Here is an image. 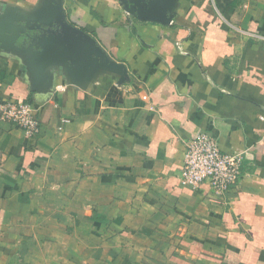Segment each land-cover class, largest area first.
Returning <instances> with one entry per match:
<instances>
[{
    "label": "crops",
    "instance_id": "0c3cea01",
    "mask_svg": "<svg viewBox=\"0 0 264 264\" xmlns=\"http://www.w3.org/2000/svg\"><path fill=\"white\" fill-rule=\"evenodd\" d=\"M152 1L0 0V100L41 125L0 123V264H264V0ZM199 133L249 151L222 197L178 183Z\"/></svg>",
    "mask_w": 264,
    "mask_h": 264
},
{
    "label": "built area",
    "instance_id": "2783aa9c",
    "mask_svg": "<svg viewBox=\"0 0 264 264\" xmlns=\"http://www.w3.org/2000/svg\"><path fill=\"white\" fill-rule=\"evenodd\" d=\"M0 123L19 128L25 137L40 133L41 125L32 100H0ZM249 151L229 153L222 151L217 140L199 133L185 144V154L177 174L179 185L197 188L207 184L212 193L222 197L237 182L242 173V163Z\"/></svg>",
    "mask_w": 264,
    "mask_h": 264
},
{
    "label": "water",
    "instance_id": "95a60500",
    "mask_svg": "<svg viewBox=\"0 0 264 264\" xmlns=\"http://www.w3.org/2000/svg\"><path fill=\"white\" fill-rule=\"evenodd\" d=\"M138 6V13L142 18L151 19L163 24H167L170 21V17L161 12L159 9L160 0H153L149 7V11H144L141 5ZM126 8L127 12L132 11L131 8ZM62 36L64 41L66 42L67 50L75 58H81L85 54L86 50L93 51L94 53L98 52V48L94 45V42L92 40H88V38L83 35V33L77 30H73L67 25H62ZM107 63L110 66H113L109 62Z\"/></svg>",
    "mask_w": 264,
    "mask_h": 264
},
{
    "label": "trees",
    "instance_id": "16d2710c",
    "mask_svg": "<svg viewBox=\"0 0 264 264\" xmlns=\"http://www.w3.org/2000/svg\"><path fill=\"white\" fill-rule=\"evenodd\" d=\"M217 1H219V0H217ZM224 1L226 2V1H229V0H224Z\"/></svg>",
    "mask_w": 264,
    "mask_h": 264
}]
</instances>
